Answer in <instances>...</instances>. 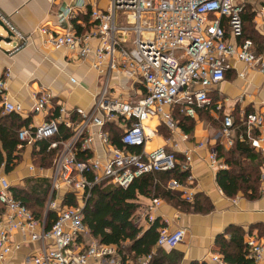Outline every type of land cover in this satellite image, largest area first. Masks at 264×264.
<instances>
[{"label":"built area","instance_id":"2783aa9c","mask_svg":"<svg viewBox=\"0 0 264 264\" xmlns=\"http://www.w3.org/2000/svg\"><path fill=\"white\" fill-rule=\"evenodd\" d=\"M90 6L85 30H79L73 22L77 9L68 7L59 14L60 21H69L66 29L53 32L44 27L42 31L47 35L46 45L67 49L74 60L93 57V68L104 76L94 103L89 109L77 107L76 114L81 118L74 121L49 90L35 91L32 110L44 113L47 119L18 130L19 147L47 140V150H56L49 175V208L57 217L50 226L39 220L16 198L8 177L0 170V203L4 207L0 212V264H8L13 253L27 242L39 243L38 250L29 255L34 264H123L117 245L93 239L83 224L93 189L110 184L127 188L145 173L175 168V151L162 147L151 152L144 148L134 151L131 147L141 148L152 137L146 122L153 116L175 128L177 122L170 110L173 106L179 105L184 114L194 117L197 108L211 105V90L225 79L231 56L244 61L247 68L258 67L264 73V56L255 52L253 40L245 38L235 43L244 35L243 0H110L107 7H101L98 0H80L78 8L87 10ZM257 12L264 20V4ZM0 20L10 33L7 39L17 38V45L9 52L24 48L30 36L22 35L1 13ZM11 77L10 69L0 77L2 111L23 115V105L11 95ZM114 78L123 82H114ZM137 88L139 96L132 94ZM108 124L118 128L121 145L114 142ZM62 125L70 132L66 138L60 135ZM241 125L240 139L264 151V114L248 112ZM235 126L233 116L225 114L222 134L229 145L234 143L231 136ZM97 140L106 151L104 156L95 151ZM210 157L216 161V150ZM190 160L187 153L182 170L189 169ZM30 170L36 168L30 166ZM169 186L184 190L188 201L195 198L178 180ZM61 190L77 202L62 203L66 195L55 196ZM152 204L156 208L161 200L154 198ZM149 220L155 221L151 213ZM164 223L159 226L157 243L174 248L184 241L185 229L170 230L168 222ZM246 242L247 256L253 264H264V241L249 235ZM213 258L224 264L220 256Z\"/></svg>","mask_w":264,"mask_h":264},{"label":"crops","instance_id":"0c3cea01","mask_svg":"<svg viewBox=\"0 0 264 264\" xmlns=\"http://www.w3.org/2000/svg\"><path fill=\"white\" fill-rule=\"evenodd\" d=\"M243 1L246 4L243 19L245 15H249L248 24H251L255 32L254 34L252 32L255 40L252 37L248 38L253 40L254 49L256 44L258 51L255 52L264 56V20L257 12L264 4V0ZM109 2L110 0H98L101 7H107ZM79 3L80 0H0V13L22 35L30 36L24 48L13 55H9L8 50L17 45V38L0 40V77L7 69L11 70L12 77L9 80L11 95L25 110L23 115L4 113L0 99V124L4 123L19 130L24 126L44 122L47 116L32 110L34 104L32 94L41 89L49 90L57 104L63 103L74 121L81 118L76 114L77 107L89 109L94 103L104 76L93 68V57L74 60L67 49L46 45L47 35L42 31L44 27L53 32H62L66 29L69 21H60L59 14L68 7L77 9L78 15L73 22L79 30H85L83 26L90 22L91 6L87 10H81L78 8ZM1 34L3 33H0V38ZM245 38L244 34L242 38L235 39V43L239 44L241 39ZM230 63L231 67L227 70L225 79L211 90L212 104L197 108L196 115L189 116L190 125L187 130L183 127L185 123L183 120L186 118L181 107L173 106L170 110L177 126L169 128L159 116H153L146 122L153 132L152 137L144 146L134 150L144 148L145 151L151 152L162 147L175 151L177 164L180 166L189 153L191 155L189 169L185 170L188 177L179 182L195 194L193 201H188L184 197V190L169 186L172 181L178 179H167L161 185L167 190L179 192L190 204L198 202L204 211L187 210L184 206L178 205L177 201L155 196L154 193L150 196L138 194L135 201L138 207L133 219L143 228V232L158 220L160 224L168 222L170 230L185 229V238L174 248L159 246L156 243L152 253L146 256H136L130 248L131 243L128 242L126 252L122 253L123 264H146L144 262L149 256L151 257L147 264H153V259L154 264H221L213 258L215 255L220 256L224 264H229L222 251V245L227 243L232 252H238L240 249L233 239L241 240L243 252L246 254L245 259H248V264H253V260L247 256L246 241L249 235L264 241V151L252 147L248 142L241 140L240 136L243 131L241 122L244 114L248 112L264 114V73L258 67L247 68L246 63L236 55L230 57ZM242 72L244 75H241ZM113 81L123 82L116 78ZM125 84L126 87L130 86L129 82L125 81ZM119 90L126 93L121 88ZM140 92L139 88L137 92L132 90L133 95L139 96ZM122 96L127 97L124 94ZM225 114H231L236 124L231 136L234 141L232 145L227 143L222 134V119ZM16 116L20 118H17V123L13 121ZM107 127L113 137L118 134L116 126L108 124ZM46 141L18 147L17 153L21 161L11 172H6L4 165L0 170L8 177L12 188H18L23 195H28L27 205L34 215L51 225L54 221L52 216L57 217V213L49 208L52 194L49 175L52 173V163L45 159L50 152L42 149ZM240 143L242 146H246L243 143L247 144L246 147L251 152L240 149L238 147ZM94 147L97 155H105L106 151L98 140ZM212 150H216L215 162L210 157ZM30 166H34L36 170L31 171ZM221 170H230L240 178L241 187L235 195H227L220 187L217 177ZM163 171L167 170L156 172ZM257 177L258 193H254L253 188H248L246 186L248 183L244 180L251 178L257 182ZM45 188L46 194L40 192L33 195L35 190ZM66 194L65 190H61L59 194L55 193V196ZM38 195L41 196L40 199ZM70 196L68 194L63 197L62 203L72 205L73 203L69 202ZM154 198L161 200V205L156 208H152ZM74 201L77 202L76 199ZM41 202L44 203L42 207ZM2 211L3 209L0 210ZM150 213L155 216V221L150 222ZM38 247L37 242L23 244L13 253L8 264H34L29 261V255L38 250Z\"/></svg>","mask_w":264,"mask_h":264},{"label":"trees","instance_id":"16d2710c","mask_svg":"<svg viewBox=\"0 0 264 264\" xmlns=\"http://www.w3.org/2000/svg\"><path fill=\"white\" fill-rule=\"evenodd\" d=\"M244 20L245 37L254 38L252 35L255 32L253 31L254 29L251 27V24H248V21H250L248 14L245 15ZM246 22L248 29L246 27ZM255 50H257L256 44ZM184 116L186 119L183 120V122L185 121L183 127L187 130V127L190 125L188 122L190 117L186 114H184ZM17 118L19 117L16 116V118L12 119L17 123ZM60 129V135L62 138L69 136L68 134L70 132L66 126L62 125ZM114 142L121 145L118 134L114 136ZM244 143L243 145L247 146V144ZM19 144L20 140L18 138V130H16V128L14 129L9 127L4 123L0 124V167L4 165L6 172H11L20 161V155L17 153L19 151ZM48 145L49 143L46 141V143L43 144L42 149L50 152V155H47L45 159L51 164L53 163L56 150L48 151ZM246 146H242L241 143L238 145L240 149L249 151L250 153L251 150ZM131 149L135 150V147H131ZM186 177H188V172L182 170L180 165L177 164V166L171 170L145 173L135 178L127 188L112 184L105 187H95L84 209L83 224L88 227L93 238L97 239L101 243L117 245L121 254L124 253V251L126 252L128 248L127 243L129 242L131 243L130 248L135 252L136 256L150 255L153 247L157 243L159 236L158 228L162 224L156 220L143 232V228L133 219V214L138 207V204L135 202L137 196L138 194L150 196L154 193L155 196H163L177 201L178 205L184 206L187 210L196 212L204 211V208L201 204L198 205V202L190 204L182 198V195L179 192L167 190L163 187V185H161V183H164L167 179L175 178L178 179V181L183 182ZM217 179L220 187L229 196L235 195L241 187L239 183L240 178H238L230 170H221L218 173ZM257 179V182L251 178L244 180L245 182L247 181L248 184H246V186L248 188H253L254 193H258L257 185L259 184V177H257ZM12 190L16 198H18L22 203L26 205L28 204V195H23V192L19 191L18 188L15 187H13ZM40 192L46 194L47 188L44 190H35L33 195ZM37 197L39 199L41 198L40 195ZM69 202L75 204L73 196H70ZM43 205L44 203L41 202L40 206L42 207ZM0 206L2 207L1 209L4 208L1 203ZM52 217L54 220L56 219V217ZM52 217L50 218L52 219ZM233 241L240 250L236 253L232 252L230 250V245L223 243L222 251L225 255L226 261L229 264H248V259H245L246 254L243 252V244H241V240L233 239ZM152 262L154 264L155 260L153 259Z\"/></svg>","mask_w":264,"mask_h":264},{"label":"rangeland","instance_id":"374dc122","mask_svg":"<svg viewBox=\"0 0 264 264\" xmlns=\"http://www.w3.org/2000/svg\"><path fill=\"white\" fill-rule=\"evenodd\" d=\"M3 33V34H1L2 35V37H8V34H7V32H6V30L4 29V28H2V27H0V33ZM13 43H15V42H13ZM12 50V49H11ZM11 50H8V54L9 55H13V53L15 54L16 52H13V53H10L9 51H11ZM20 161H21V159H20Z\"/></svg>","mask_w":264,"mask_h":264},{"label":"water","instance_id":"95a60500","mask_svg":"<svg viewBox=\"0 0 264 264\" xmlns=\"http://www.w3.org/2000/svg\"><path fill=\"white\" fill-rule=\"evenodd\" d=\"M0 26H1L2 28H4V29L6 30L7 33H9L8 29L6 28V26L3 24V22H2L1 20H0ZM9 34H10V33H9ZM5 38H6V37H2V36H1L0 40H1V39H5ZM6 39H7V38H6ZM9 39H10V38H8V40H9Z\"/></svg>","mask_w":264,"mask_h":264}]
</instances>
